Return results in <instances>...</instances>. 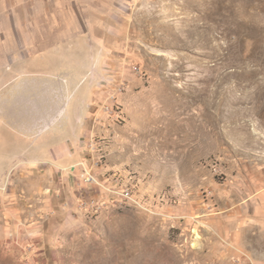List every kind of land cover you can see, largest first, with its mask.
<instances>
[{"label":"rangeland","instance_id":"374dc122","mask_svg":"<svg viewBox=\"0 0 264 264\" xmlns=\"http://www.w3.org/2000/svg\"><path fill=\"white\" fill-rule=\"evenodd\" d=\"M71 8L0 96V264H264V0Z\"/></svg>","mask_w":264,"mask_h":264},{"label":"crops","instance_id":"0c3cea01","mask_svg":"<svg viewBox=\"0 0 264 264\" xmlns=\"http://www.w3.org/2000/svg\"><path fill=\"white\" fill-rule=\"evenodd\" d=\"M71 7L72 0H0V96L8 94L10 80L21 74L49 77L59 71L57 63H52L51 60L58 62L62 57L66 59L63 51L67 53L66 49L71 44L66 38L68 32L73 30L72 19L68 18L72 15ZM58 32H64L65 39L59 41ZM35 36L37 37L32 43ZM28 47L38 48L40 54H46L49 58H27L23 55V50ZM20 59L23 63L19 62ZM6 106L7 104L0 103L1 110L7 109ZM8 122L10 124L11 120ZM41 144L42 141L38 142L33 150L34 154L27 157L40 159ZM53 149H49V154L55 153V158H67L71 152L69 149L53 152ZM20 154H10L2 158H26V155ZM37 163L35 161L33 164Z\"/></svg>","mask_w":264,"mask_h":264},{"label":"built area","instance_id":"2783aa9c","mask_svg":"<svg viewBox=\"0 0 264 264\" xmlns=\"http://www.w3.org/2000/svg\"><path fill=\"white\" fill-rule=\"evenodd\" d=\"M79 179L81 180V182L84 181V183L86 184V186H99L97 179L91 174L90 171L88 170H82L80 175H79ZM121 199H124L125 201H129L131 199V195L126 194V191L123 192V194H121ZM98 204L95 200H88L83 202L82 204V208L81 210L83 211H89V212H93V213H98Z\"/></svg>","mask_w":264,"mask_h":264},{"label":"bare ground","instance_id":"6f19581e","mask_svg":"<svg viewBox=\"0 0 264 264\" xmlns=\"http://www.w3.org/2000/svg\"><path fill=\"white\" fill-rule=\"evenodd\" d=\"M129 195V194H128Z\"/></svg>","mask_w":264,"mask_h":264}]
</instances>
